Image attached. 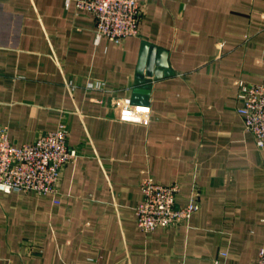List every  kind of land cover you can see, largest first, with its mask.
Segmentation results:
<instances>
[{"label":"crops","instance_id":"0c3cea01","mask_svg":"<svg viewBox=\"0 0 264 264\" xmlns=\"http://www.w3.org/2000/svg\"><path fill=\"white\" fill-rule=\"evenodd\" d=\"M75 1L0 0V127L23 145L62 123L76 152L55 196L0 191V264H250L264 146L236 94L239 80L264 84V0H141L139 32L120 44ZM151 47L170 73L137 83ZM146 176L198 210L143 233Z\"/></svg>","mask_w":264,"mask_h":264},{"label":"built area","instance_id":"2783aa9c","mask_svg":"<svg viewBox=\"0 0 264 264\" xmlns=\"http://www.w3.org/2000/svg\"><path fill=\"white\" fill-rule=\"evenodd\" d=\"M75 5L93 14L97 37L120 44L139 32L141 0H76ZM236 100V111L245 129L256 145L263 147L264 84L239 80ZM67 137L68 129L61 123L55 130L40 134L32 143L15 145L6 129L0 127V191L55 196L63 167L76 158V152L67 145ZM139 187L141 200L134 215L143 233H150L157 227L179 225L199 208L194 198L185 206L176 204L179 191L176 182L164 185L146 176ZM215 264L223 263L216 260ZM250 264H264V247Z\"/></svg>","mask_w":264,"mask_h":264},{"label":"water","instance_id":"95a60500","mask_svg":"<svg viewBox=\"0 0 264 264\" xmlns=\"http://www.w3.org/2000/svg\"><path fill=\"white\" fill-rule=\"evenodd\" d=\"M158 52V55H161L163 51L161 50H155V47H151L150 53H149V58H145L144 56L141 58L138 66V74H137V83H141L145 80L144 77L146 76H153V77H160L161 75H166L170 73L169 69H167V62L164 59H159L153 63L152 58H153V53ZM156 66V67H155ZM149 86H144L143 89L141 88H136L134 90V95L133 98L137 99L142 96L139 95V93H148ZM143 98V97H142ZM146 99V98H145Z\"/></svg>","mask_w":264,"mask_h":264}]
</instances>
